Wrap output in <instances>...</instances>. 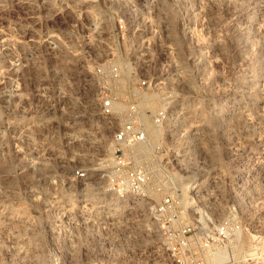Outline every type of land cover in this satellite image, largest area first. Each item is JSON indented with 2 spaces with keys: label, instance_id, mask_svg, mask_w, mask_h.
Returning <instances> with one entry per match:
<instances>
[{
  "label": "built area",
  "instance_id": "2783aa9c",
  "mask_svg": "<svg viewBox=\"0 0 264 264\" xmlns=\"http://www.w3.org/2000/svg\"><path fill=\"white\" fill-rule=\"evenodd\" d=\"M53 6L51 28L65 32L49 35L47 48H60L80 79L64 73L57 82L41 81L30 108L64 114L65 147L83 161L96 159L51 166L38 178L49 188L48 215L66 222L67 252L78 243L81 254L77 263L66 255L52 264H264L248 252L264 232L257 184L240 166L197 165L194 133L175 115L177 97L165 100L166 82L129 63V10L136 5ZM12 63L3 80L12 73L15 98L23 100L27 58L18 52ZM89 85L91 95L80 94ZM145 118L159 129L152 139ZM28 187L34 194V184Z\"/></svg>",
  "mask_w": 264,
  "mask_h": 264
},
{
  "label": "rangeland",
  "instance_id": "374dc122",
  "mask_svg": "<svg viewBox=\"0 0 264 264\" xmlns=\"http://www.w3.org/2000/svg\"><path fill=\"white\" fill-rule=\"evenodd\" d=\"M133 4V70L166 82L165 100L177 97L175 115L194 133L197 165L244 168L264 205V0H129ZM56 13L53 0H0V264H52L66 255L77 263L81 255L78 243L67 252L66 222L48 215L49 188L37 184L45 168L96 159L83 161L65 147L64 114L30 108L41 81L57 82L64 73L80 79L60 48H47L49 35L65 32L51 28ZM18 52L27 58L23 100L15 98L12 73L3 80ZM92 91L89 85L80 94ZM262 235L250 254L264 255Z\"/></svg>",
  "mask_w": 264,
  "mask_h": 264
},
{
  "label": "bare ground",
  "instance_id": "6f19581e",
  "mask_svg": "<svg viewBox=\"0 0 264 264\" xmlns=\"http://www.w3.org/2000/svg\"><path fill=\"white\" fill-rule=\"evenodd\" d=\"M32 44H35V41L33 40V43ZM34 67V66H33ZM32 67V68H33ZM56 67H58V66H55V68ZM153 95V93L152 94H150L149 95V97H153L152 96ZM37 121H38V119H37ZM144 122H145V124H146V126H147V130H148V133H149V136H150V138L152 139L153 137H155V135H158V133H159V129L157 128V127H155V126H153L146 118H145V120H144ZM263 244V243H262ZM261 253H263V252H261ZM259 260L260 261H264V255L263 254H261L260 256H259ZM43 264H45L44 262H43Z\"/></svg>",
  "mask_w": 264,
  "mask_h": 264
}]
</instances>
